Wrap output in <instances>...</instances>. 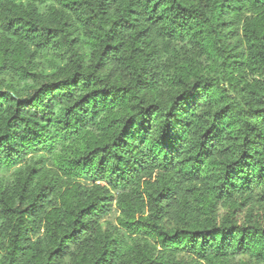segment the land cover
<instances>
[{
	"label": "trees",
	"instance_id": "1",
	"mask_svg": "<svg viewBox=\"0 0 264 264\" xmlns=\"http://www.w3.org/2000/svg\"><path fill=\"white\" fill-rule=\"evenodd\" d=\"M0 264H264V0H0Z\"/></svg>",
	"mask_w": 264,
	"mask_h": 264
}]
</instances>
